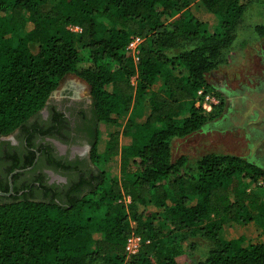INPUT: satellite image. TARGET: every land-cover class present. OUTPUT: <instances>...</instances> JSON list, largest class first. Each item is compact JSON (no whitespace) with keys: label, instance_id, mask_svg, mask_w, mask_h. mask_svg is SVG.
Segmentation results:
<instances>
[{"label":"trees","instance_id":"trees-1","mask_svg":"<svg viewBox=\"0 0 264 264\" xmlns=\"http://www.w3.org/2000/svg\"><path fill=\"white\" fill-rule=\"evenodd\" d=\"M197 1L217 16L214 33L186 12ZM256 7L264 13V0H0V136L41 110L73 74L89 87L93 154L103 135L102 156L119 155L121 172L63 203L0 200V264H179L180 243L197 234L213 245L193 264H264V242L230 238L223 228L264 211L252 190L237 187L240 178L264 182V169L208 153L188 176L178 171L183 157L171 160L172 139L205 121L197 92L209 87L206 74L225 61L242 18ZM253 31L264 39V15ZM132 35L143 38L136 61L126 50ZM139 101L148 113L134 126L130 113ZM181 102L189 104L182 118ZM121 135L130 142L120 146ZM123 192L127 206L118 202ZM131 222L141 244L127 256Z\"/></svg>","mask_w":264,"mask_h":264},{"label":"rangeland","instance_id":"rangeland-1","mask_svg":"<svg viewBox=\"0 0 264 264\" xmlns=\"http://www.w3.org/2000/svg\"><path fill=\"white\" fill-rule=\"evenodd\" d=\"M186 12L204 22L207 30L214 33L218 18L200 1L192 3ZM257 7L248 11L236 30L235 40L224 51L225 61L206 74L208 88H200L198 95L200 107L205 116L203 125L196 131L176 136L171 142V160L183 157L179 173L194 176L197 173L196 161L208 153L237 155L264 169V39L253 31V24L263 17ZM35 44H32L34 46ZM76 47L82 57L86 51ZM80 83L77 76L68 74L51 93L55 97L65 88L67 82ZM87 92L83 86L81 93ZM148 113L145 101H139L130 113L132 124L138 126L144 122ZM179 116L189 115V104H179ZM121 130V128H120ZM130 142L128 135L119 137V145ZM105 137L101 135L93 154V163L104 174L105 183L121 178L119 155L105 159L102 156ZM238 189L252 190L264 202V182L252 183L240 178ZM152 208V207H151ZM223 228L230 238L240 235L247 242H264V211L258 210L251 222L242 223L227 220ZM88 240L96 235L87 233ZM193 243V247L190 245ZM212 242L198 234L180 243L177 256L179 264H193L202 261L212 247Z\"/></svg>","mask_w":264,"mask_h":264},{"label":"flooded vegetation","instance_id":"flooded-vegetation-1","mask_svg":"<svg viewBox=\"0 0 264 264\" xmlns=\"http://www.w3.org/2000/svg\"><path fill=\"white\" fill-rule=\"evenodd\" d=\"M64 79V78H63ZM67 82L41 110L12 133L0 136V200L42 199L63 203L105 181L93 163L97 127L88 84ZM87 86V92L81 93Z\"/></svg>","mask_w":264,"mask_h":264},{"label":"built area","instance_id":"built-area-1","mask_svg":"<svg viewBox=\"0 0 264 264\" xmlns=\"http://www.w3.org/2000/svg\"><path fill=\"white\" fill-rule=\"evenodd\" d=\"M68 28L73 32H80L81 28L78 25H69ZM143 41V38L137 35H132L127 43L126 50L131 54L134 61L138 58L139 53V47L141 42ZM136 76H133L131 78V83L135 84V78ZM198 95H202L203 91L198 90ZM131 201V198L128 194L122 193L121 197L118 199V202L123 203L125 206H127ZM134 222H131L132 230L130 232V235L126 239L125 243V252L127 256H131L138 252L141 244V238L138 234L135 233L133 230L134 228Z\"/></svg>","mask_w":264,"mask_h":264},{"label":"water","instance_id":"water-1","mask_svg":"<svg viewBox=\"0 0 264 264\" xmlns=\"http://www.w3.org/2000/svg\"><path fill=\"white\" fill-rule=\"evenodd\" d=\"M9 193L8 192H3V191H0V195H3V196H5V195H8Z\"/></svg>","mask_w":264,"mask_h":264}]
</instances>
